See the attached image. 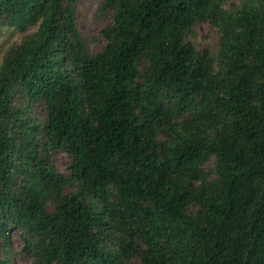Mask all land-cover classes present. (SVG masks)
I'll return each mask as SVG.
<instances>
[{
	"label": "trees",
	"instance_id": "obj_1",
	"mask_svg": "<svg viewBox=\"0 0 264 264\" xmlns=\"http://www.w3.org/2000/svg\"><path fill=\"white\" fill-rule=\"evenodd\" d=\"M75 2L0 0L36 26L0 62V249L15 230L33 264H264V0H105L92 55ZM207 19L216 55L187 39Z\"/></svg>",
	"mask_w": 264,
	"mask_h": 264
},
{
	"label": "rangeland",
	"instance_id": "obj_2",
	"mask_svg": "<svg viewBox=\"0 0 264 264\" xmlns=\"http://www.w3.org/2000/svg\"><path fill=\"white\" fill-rule=\"evenodd\" d=\"M67 2V0H65ZM246 0H225L223 6L226 9H232L239 6ZM74 19L76 26L80 32L81 38L86 49L92 55L103 50L107 44V39L103 36L102 30L112 21L113 10L105 5V0H76L74 4ZM36 26H28L24 30L16 27L5 25L0 21V62L3 52L18 43L21 38L31 33ZM189 39L199 52L204 49H209L212 54L216 55L219 48V32L217 28L207 20L200 21L194 25L191 32L188 34ZM147 63L140 60L138 68L143 72ZM36 119L44 120L45 110L41 105H37L29 110ZM162 136L160 135V138ZM53 168L62 175H69L68 164L71 157L63 151L52 152L45 155ZM204 167L207 170L213 168V160L208 161ZM76 184H70L64 187V192L74 189ZM48 209H52V205H48ZM19 231L11 230L9 232L8 252L0 249V259H7V264H33L31 256L21 252L22 242L19 238ZM112 246L113 243L109 242ZM134 260L131 261L133 264Z\"/></svg>",
	"mask_w": 264,
	"mask_h": 264
}]
</instances>
